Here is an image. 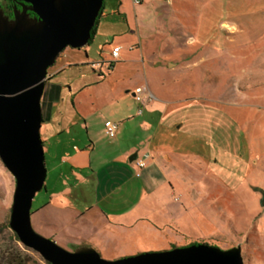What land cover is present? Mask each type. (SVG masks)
Here are the masks:
<instances>
[{"label": "rangeland", "instance_id": "1", "mask_svg": "<svg viewBox=\"0 0 264 264\" xmlns=\"http://www.w3.org/2000/svg\"><path fill=\"white\" fill-rule=\"evenodd\" d=\"M171 1L173 2L171 7L164 5L161 0L142 1L140 6L135 7L134 5L137 3H133L132 0H128L127 4H124L123 8L124 12L128 13L130 28L136 32L135 42L139 37L142 44H145L148 40V34L156 33L158 28L161 30L169 28V32L178 33L182 37L187 34V31L190 32L187 30L188 28L194 30L193 34L198 33L199 21L193 24V15L198 13L197 8H200L201 4L204 5L207 0ZM263 1L227 0L228 13L226 12V16L224 15L223 18L220 17V20H226L229 24L224 22L221 28L220 26L213 27L214 30H212L216 18H211L209 20V22L211 21V29L206 25L208 22L202 23L199 27V29L206 28L204 38L210 34V42L212 43V45L208 43L202 50L203 56L212 59V61L207 60L205 68H194V72L189 77L192 79L194 76L195 78L199 77L200 73L207 74L208 79L205 81V87H207L200 92L196 87L197 83L194 84V81L191 82L184 77V71L179 69V66L185 64L182 63L183 60L187 62L198 50V56H201L202 48H199L198 45L194 46L195 49L190 50L191 47L181 46L178 48L173 46L169 40L164 44L159 40L157 42L150 40L152 45H150L149 51L144 46L143 58L134 64H130L129 59L137 57V51L130 52L127 45L122 54L124 53L129 58L127 60L129 62L109 65L107 62H112V58L109 56L110 50L107 47L109 36L113 32L115 34L125 32L128 25L122 22L109 24L111 21L107 18L109 16L106 15V11L109 6L117 7L119 0H104L103 15L100 14L102 17L99 16L96 21L95 40H90L91 42L86 45L88 46V59L93 62L92 65H80L66 70L59 80L70 84L72 90L75 91L92 85L97 77L98 79L101 78L95 75L94 68L98 70L102 67L101 70L106 72L107 67L108 69L114 67L112 75L106 77L102 84L97 85V87L103 90L112 89L114 94H117L118 91L133 89L137 83L144 86L145 81H147L152 92L171 102L170 114L164 123L166 122L165 124L168 126L173 123H184L178 131L180 136L177 138H183V135L187 134V130L197 132L192 130L190 124L193 120H198L199 111L195 109L199 108L194 106L189 99L204 100L200 103L201 106L206 105V119L204 118L207 121L206 137L211 136V138L208 139L209 144L205 150L198 151V148L193 146V149L199 153L198 155H195L194 152L190 153L191 149L189 152L185 151V145L183 146L177 138L172 145H169L171 150L176 151L177 149L180 155L178 160L172 161L170 170L162 165L167 172L165 175L171 183L172 190L165 183L159 186L156 183L154 186L157 187L150 189L151 191L155 190L153 193L155 199L152 195L143 197V192L138 190L137 181H130L124 188L127 200L123 206L131 208V205L135 203L137 206L134 207H138L139 211L144 213L148 223L138 226L133 234L118 236L115 233L114 239L110 240L108 247L102 248L99 252L101 258L112 261L143 253L162 252L203 244L215 246L222 250L240 247L243 264H264V205H261L260 193L253 190V188H260L264 191V29L256 33L255 38L248 42L247 40L251 38L250 32L249 35L242 33L235 24L230 23L231 19L238 17L237 12L256 11L259 19L261 18L260 20L263 21L261 25L264 26ZM1 4H4L2 0H0ZM213 6L216 7L217 5ZM171 12L173 15L170 17L171 21H169L168 26L165 25L164 20ZM243 19L246 23H252L248 21V18ZM252 29L254 30L253 34L257 32L256 28L253 27ZM127 37H129L128 32ZM115 39L119 40L120 38ZM205 40H209V38ZM160 44L161 46L158 47L157 45ZM213 45L219 48L218 53ZM78 50L84 59L83 48ZM101 50L105 51L103 55ZM75 51L77 49L66 48L61 54L67 53L70 58L79 57L80 55ZM186 53L188 54L185 55ZM193 60H196V57L191 61ZM102 61L104 64L95 65L96 62L101 63ZM62 64L57 59L49 70L59 68ZM172 65L176 67L171 68ZM215 67L216 71H214ZM125 85L131 87H124ZM110 97L109 95L107 98H101L98 105L108 110L112 105L111 102L107 101ZM64 98L66 97L64 96ZM65 101V106H71L70 96ZM61 105L63 106V102ZM85 116L91 124V129H89L91 138L95 137V131H98L99 136L105 137L100 128L101 125L96 124L95 127V114L92 116L91 113L85 112ZM143 117L137 116L134 120L142 122ZM60 122L61 120L55 117L52 122H46L40 128V140L46 170L45 187L48 191L53 185L56 186L61 181L55 178L56 172H54L60 165L68 167L78 164L73 161H66L63 165V162L60 163L61 157L69 158V155L75 152L79 153L83 150L80 142L87 141L85 129L77 128L78 137L75 139L77 142L67 143L66 139H62L61 131L63 128L59 125ZM134 123L135 121L129 124L121 123L124 125L123 130L118 131L113 139L107 136L105 140L100 141L97 149L101 148V153L104 154L106 139L119 142L118 147L109 151L110 158H114L120 148L127 149L133 142L142 138L139 128L134 127ZM162 126L160 136L166 135L168 137L171 132L167 129L168 127ZM74 131L75 129L70 131L71 137L68 141L74 140L72 138V134H75ZM173 136L175 135L170 137ZM59 139L61 144L57 142ZM140 145L142 148L139 149V155L144 151H149L148 141L142 142ZM93 154L95 155V152ZM181 156L190 160L192 165L196 162V166L200 164L203 166L206 163L204 160H207L208 156L211 159H219L213 163L215 167L212 170L193 173L192 169L186 170L184 168L183 161H179ZM254 160H257V164L254 163ZM94 163H96L95 158L92 159V165ZM246 163L251 164L249 169ZM235 166L237 168L234 169ZM75 174L77 176L82 175L77 171ZM62 181L68 185L74 183L71 178L68 180L62 178ZM86 183L87 180L85 179L83 183H78L75 188L81 185L87 187ZM13 189V178L0 162V224L8 223ZM86 190L88 193L90 192L89 187ZM171 192H173L174 197L170 195ZM72 195L74 196L75 193ZM46 198L49 199L48 195ZM42 199L43 194L40 191L33 199L31 212L39 208ZM80 202L81 200H79ZM149 202L155 203V206L147 207L144 205ZM47 211L48 209L37 214L36 218L39 219ZM41 224L45 227L46 221L42 219ZM33 227L38 234L49 239L45 234L46 231H38L35 223H33ZM6 237H8L7 231L4 238H0V246L9 245ZM52 241L68 250L74 248L56 239ZM19 245L22 246L20 243ZM74 245L75 247L78 246ZM28 251L37 260L41 259L37 253L29 249Z\"/></svg>", "mask_w": 264, "mask_h": 264}, {"label": "crops", "instance_id": "2", "mask_svg": "<svg viewBox=\"0 0 264 264\" xmlns=\"http://www.w3.org/2000/svg\"><path fill=\"white\" fill-rule=\"evenodd\" d=\"M139 1L140 3L135 4L134 7L140 6L142 1L146 0ZM161 1L164 2V5H167L168 7H171L173 4L171 0ZM127 2L128 0H119L117 7L109 6L106 11V15L109 16L107 18L111 21L109 24L113 25L122 22L128 25L125 32H120L119 34H115L113 32L109 36L107 44L109 50L114 47H120L121 50L118 59L107 63L122 64L126 62L129 58L125 56L124 53L122 54V52L127 45V49L130 52L137 51V57L129 59L130 64L137 63L138 60L143 58V49L146 48V50L149 51L150 45H152L150 40L156 42L159 40L162 44L167 43V40H169L172 42L171 44L173 46L175 45L178 48L181 46L189 48L191 47L190 50L195 49L196 47L194 46L198 45L199 48H202L201 51L205 49L204 47H206V45H208V42L204 39L206 28L199 29L202 23L206 22H208L206 24L207 27L211 29V21L209 22L211 16L204 13V6L206 3L204 5L201 4V7L197 8L198 13L193 15L192 23L194 24L196 21H199L197 26L198 33L193 34L194 30H192V28H188L187 30L190 32L187 31V34L182 37L178 33L173 34L172 32H169V28L161 30L157 27L158 30L156 33L152 32L148 34V40L145 42V44H142L139 37L137 38L136 42L134 41L136 32L130 28L128 13L126 14L123 8L124 4H127ZM132 2L135 3V0H132ZM102 9H104V0ZM101 15H103L102 10ZM171 15H173V12L167 15V18L164 20L165 25L169 26V21H171L170 17H172ZM101 17L102 16H100V18ZM222 25H224V23L220 24V28ZM127 32L129 37H127ZM207 37H210V34ZM115 38L120 39L116 40ZM91 40H95V31ZM157 46L159 47L161 44ZM83 50L84 59L82 58L80 50L75 51L80 55H78L79 57L75 56L70 58L68 57L67 53H64L62 54V57L59 56L57 58L63 63L62 66L50 70L48 69L47 80L41 97V126L46 122H52V120L56 117L61 120L59 125H61V128H63V131H61L62 139H66L65 141L67 143L77 142L75 140L78 137V132L76 131L77 128L81 130L85 129L87 141L85 140L80 142L83 146V150L79 153L75 152L72 155H69V158H65L63 156L61 157L60 163L63 162V165H65L66 161H73L74 163L78 164L68 167H63L59 164L60 166L54 172H56L55 178L61 181L59 182L58 180L59 184H56V186L53 185L50 191L46 190L44 184V187L41 190L43 194V199L41 200L42 204H40L37 210L31 212V223L32 227L33 223H35L38 231H46L45 234L49 239L59 240L62 243L73 246L74 248V244L78 246L89 245L95 248V250L99 253L101 252L102 248L104 249L108 247L110 240L114 239L113 235L115 233H117L118 236L133 234L138 226L148 223L144 213L140 212L138 207H134L137 206L135 203L134 205H131V208L123 206L127 200V196L124 194V188L130 183L131 180L137 181L138 190L143 192V197L146 195H152L155 199V195H153V193L155 191V187H157L154 186L156 183H158V186L165 183V185H167L169 189L172 190L171 183L167 180V176L165 175L166 171L164 170V167H167V169L170 170L172 167V161L174 162L178 160V157L180 156L177 149L176 151L174 149L171 150L169 145H172L177 136H180L178 135V131L183 127L184 123H173L169 126L165 124L166 122L164 123L167 116L170 114L169 108L171 106V102L166 101L155 94V92H152L148 87L147 81H145L144 86L137 83L133 89L129 88L128 90L118 91L117 94H114L112 89L103 90L102 88L97 87V85L99 86L102 84L106 77L112 75L114 67H110L109 69L107 67L106 72L101 70L102 67L98 70L94 68L93 70L95 75H98L101 78L98 79L97 77V79H95V83L92 85L73 91L70 84H66L65 82L59 80V78L62 77V74L66 70H70L73 67L80 65H92L93 62H91V60L89 61L87 55L88 46L84 47ZM103 52L105 51L101 50L102 55ZM198 55L199 50L195 55L192 56V58L187 60V62L183 60L182 63L185 64H183V66H179V69L184 71V77L188 78L191 82L194 81V84L195 82L197 83V86H195L201 92V90H204L207 87H205V81L208 79L207 74L200 73L199 77L195 78L194 76L192 79L189 77L190 74L192 75V72H194V68H205V63L207 60L212 61V59H208L206 56H203V51L201 52V56ZM109 56L111 57L110 53ZM195 57L196 60L191 61ZM175 67V65H172L171 68ZM216 70L217 69L215 67L214 71ZM106 73L107 76H105ZM79 76L82 77V75ZM124 87L131 86L125 85ZM138 89H143L144 92L146 91L145 93L151 97L150 101H146L144 98V103L139 104L134 96ZM109 95L111 97L107 101L111 102L112 105H110L108 110H106V108H102L98 105V101L101 100V98H107ZM64 96L66 98H64ZM68 96L71 97V106H65V100H67ZM189 100L192 101L194 106L199 108L195 109L199 111L198 120H193L190 124V126H192V130L194 129L197 132H190L187 130V134H184L183 138L178 137L177 140L181 142L183 146L185 145V151L189 152L191 149L190 153L194 152L195 155H198L199 153L193 149V146L198 148V151L201 149L205 150L209 144L208 139L211 138V136L206 137V105L201 106L200 102L204 100ZM62 102L63 106L61 105ZM178 103L181 104L182 102ZM85 112L91 113L92 116L95 114V127L96 124H100V128L105 137L99 136L98 131H95V137L91 138L89 130L91 129V124L88 122ZM156 114H158L157 117ZM137 116H144V120L142 122L134 120ZM114 119H116L118 122ZM106 121L117 124L115 135L118 131L121 132L123 130L124 125L121 123L124 122L129 124L135 121L134 127L137 126L139 128V133L142 135V138L133 142L127 147V149L120 148V150L115 154L116 156L114 158H110L109 151H111L112 148L118 147V141L106 139V151H104V154L101 153V148H98L99 150L97 149L99 142L107 138L104 132V123ZM162 125L168 127L167 129H169L171 132L168 137H166V135L160 136V129L163 127ZM72 129H75V134H72V138H74V140L68 141V139L71 137L70 131H72ZM196 133H198V136H196ZM115 135L114 137L108 138L113 139L115 138ZM171 135L175 136L170 137ZM60 139L57 140L58 143H60ZM145 141H148L149 151H144L141 155H139V149L142 148V145L140 144ZM93 152H95V155ZM145 153L150 154V159L146 162L144 168L138 169L134 165V161ZM134 154L135 159L130 162L129 159ZM100 156L101 158H99ZM94 158L96 163L93 165L95 167L92 165V159L94 160ZM181 158L182 160H180ZM180 159L179 161L184 162V168L186 170L192 169L193 173H197L201 171L212 170L215 167L213 166V163H215L219 158L211 159V157L208 156V159L204 160L206 163H204L203 166L201 164L196 166V162L194 165H192L190 160L186 159L185 156H181ZM254 163L257 164V160H254ZM246 164L249 169L251 164ZM162 165L164 167H162ZM196 167L198 169H195ZM235 168H237V166H235L234 169ZM75 171L80 172L82 175L77 176ZM62 178L66 180L71 178L73 179L74 183L68 185L66 182L62 181ZM85 179L88 183H86V185H88L87 187L90 188L89 193L86 190L87 187H84L83 185L75 188L78 183H83ZM151 187L154 188L152 191L150 190ZM72 193H75V195L73 196ZM47 195L49 199L46 198ZM170 195L174 197L173 192H171ZM79 200H81L80 203ZM144 205L147 207H154L155 203L149 202L147 204L145 203ZM46 209H48V211L45 214L41 215L39 219L36 218L37 214L42 213ZM42 219L46 221L45 227L41 224ZM56 228H58V230H56ZM106 237L108 238L105 239Z\"/></svg>", "mask_w": 264, "mask_h": 264}, {"label": "water", "instance_id": "3", "mask_svg": "<svg viewBox=\"0 0 264 264\" xmlns=\"http://www.w3.org/2000/svg\"><path fill=\"white\" fill-rule=\"evenodd\" d=\"M18 1L11 17L0 7V162L14 181L8 227L19 243L48 264H243L240 247L203 244L108 261L92 246L68 250L33 229L32 202L46 178L40 128L47 71L66 48L88 44L103 0ZM253 190L263 206L264 191Z\"/></svg>", "mask_w": 264, "mask_h": 264}, {"label": "trees", "instance_id": "4", "mask_svg": "<svg viewBox=\"0 0 264 264\" xmlns=\"http://www.w3.org/2000/svg\"><path fill=\"white\" fill-rule=\"evenodd\" d=\"M17 1L18 0H16V1L3 0V2L6 5H8V8L10 7V5L16 3ZM139 3H140V1L137 0V4H139ZM263 3H264V1H263ZM213 5H217V6L214 7ZM204 7H205L204 13H206V15L211 16L210 18H216V21H214V22H216L214 24L215 26L212 25V28L213 27L214 28L219 27L221 23L226 22V20H223V19L220 20L221 19L220 17L223 18L224 15L226 16V12L228 13L227 0H207L206 5ZM261 9H262V7H261ZM254 10H256V9H254ZM237 13H238V17L231 19L230 23L235 24V26H237L238 30L242 33L244 32L247 35H249V32H250L251 38H250V40H247L248 42H250L251 40H253L252 38H255L256 33L260 32L261 30L264 29V26L261 25V23L263 21L260 20L261 18L259 19L258 13L256 11H248V12L247 11L246 12L240 11ZM100 14H101V12H100ZM100 14H99V16H100ZM99 16H98V18H99ZM243 18H248V21H251L252 23L251 24H249V22L246 23V21ZM226 23H228V22H226ZM95 26H96V23H95ZM95 26L91 31V39L94 36ZM253 27L256 28V31H257V32H254V34H253L254 30L252 29ZM214 28L212 30H214ZM207 38H209V40H206V41L212 45V43L210 42V37H207ZM207 38H204V39H207ZM90 40H89V42H90ZM224 44L227 45L226 42H224ZM215 48L217 49V53H218L219 48L218 47H215ZM111 50H110V52H111ZM101 64H104V61H102L101 63L100 62L95 63V65H101ZM217 67H219V65H217ZM8 230H9V227H8L7 222L0 224V238H4V236L6 235V231H7L8 237H6V238H7V241L9 243V245H6V246L1 245L0 246L1 247L0 248V264H48V263L44 262L42 259L37 260L36 258H34V256H32L29 253L28 249L19 245V241H18L16 235L12 232L9 233Z\"/></svg>", "mask_w": 264, "mask_h": 264}, {"label": "built area", "instance_id": "5", "mask_svg": "<svg viewBox=\"0 0 264 264\" xmlns=\"http://www.w3.org/2000/svg\"><path fill=\"white\" fill-rule=\"evenodd\" d=\"M137 3V1H135ZM121 48L120 47H115L111 50L110 54H111V58L112 60H116L119 57V53H120ZM59 56H63L62 54H60ZM58 56V57H59ZM146 92V91H145ZM143 89H138L137 93L134 94L136 101L139 104H143L144 103V98L146 99V101H150V95H148L147 93H145ZM117 129V124L112 123L110 121H106L104 123V132L105 135L108 137H114L115 132ZM150 159V154L145 153L143 154L140 158L136 159L134 161V165L138 168V169H142L145 167L146 162Z\"/></svg>", "mask_w": 264, "mask_h": 264}, {"label": "flooded vegetation", "instance_id": "6", "mask_svg": "<svg viewBox=\"0 0 264 264\" xmlns=\"http://www.w3.org/2000/svg\"><path fill=\"white\" fill-rule=\"evenodd\" d=\"M3 1V0H2ZM19 1H17L16 3L10 5V7L8 8V5H6L5 3L4 4H1L0 7L4 9L5 13L7 15H9L10 17L12 16V7L15 6L17 9L20 8V6L18 5ZM30 16H33L32 13H29Z\"/></svg>", "mask_w": 264, "mask_h": 264}]
</instances>
